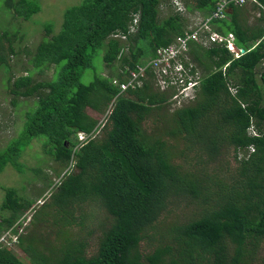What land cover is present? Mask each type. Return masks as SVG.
Here are the masks:
<instances>
[{
  "label": "trees",
  "instance_id": "obj_1",
  "mask_svg": "<svg viewBox=\"0 0 264 264\" xmlns=\"http://www.w3.org/2000/svg\"><path fill=\"white\" fill-rule=\"evenodd\" d=\"M179 1L185 13L169 0H81L63 11L56 33L50 24L42 25L32 50L21 47L23 34L0 32V71L8 75L5 88L14 96L12 103L17 97L34 98L23 130L0 149V172L6 165L21 172L19 158L34 139L52 161L67 167L52 188L60 208L42 223L53 229L52 239L40 238L33 250L22 244L24 232L13 242L27 263L10 250L9 237L32 200L13 187H1L0 235L10 234L0 241V264L255 260L264 241V0L248 4L256 14L251 24L243 6L231 0L210 19L213 31L232 36L235 47L244 50L238 58L224 45L188 41L191 72L200 77L193 95L177 101L171 86L157 85L149 62L159 47L188 30V14L210 15L219 0ZM4 6L12 19L22 20L40 9L35 0H5ZM98 55L102 62L96 68ZM19 56L26 59L24 74L13 78L10 63ZM143 66L140 84L126 89L113 84L127 83ZM53 67L58 71L52 80H37ZM90 69L93 79L84 84L81 79ZM251 126L258 133L248 134ZM79 131L86 136L83 141ZM225 146L253 150L238 153L237 165L227 167L219 161ZM177 159L192 162L184 167ZM30 171L41 172L39 167ZM84 202L92 206L87 218L92 215L99 228L90 255L81 233L85 217L74 215ZM182 206L189 212H180ZM53 241L58 244L49 245Z\"/></svg>",
  "mask_w": 264,
  "mask_h": 264
},
{
  "label": "rangeland",
  "instance_id": "obj_2",
  "mask_svg": "<svg viewBox=\"0 0 264 264\" xmlns=\"http://www.w3.org/2000/svg\"><path fill=\"white\" fill-rule=\"evenodd\" d=\"M35 1L40 8L39 11L35 14H32L29 17V20H22L21 17L12 19L10 12H8L6 7L4 6L5 0H0V32L4 31L8 32L9 34L17 32L18 35L23 34L24 43L21 47H23V45H29V48L31 50L33 49V45L39 39V36H41L42 34V25L50 24L51 27H53V33H56L60 26L63 11L69 7L76 6L81 2V0ZM162 9L164 8H161V10ZM242 11L243 14L246 15V18L248 22H250V24L254 22L256 17L254 15L256 14L255 12H253V10H251V5L246 4L245 6H243ZM164 14L165 11L162 10L160 11L159 16H163ZM192 14L193 15L188 14L186 29L193 27V24L197 22V20L191 18L201 15L196 13ZM101 62L102 57L101 55H98L94 61L95 67H101ZM10 64L12 68L13 78L24 74L23 69L26 66V59L24 58V56H19L15 59H12ZM102 68V73L106 75L107 69L104 66H102ZM57 71L58 70L56 69V67H53L51 71L47 72L45 76L37 77V80H52ZM93 75V70H86L81 79L82 83H90L93 79ZM7 77V74H5L3 71H0V149L4 148L10 139L15 138L17 134L23 130L25 113L34 106V98L29 97H17V104L15 105L12 103L14 96L10 94L9 89L5 88ZM231 92L234 93L235 90L231 88ZM94 116L98 115L94 114ZM256 133H258L257 130L253 126H251L248 130V134L255 135ZM36 140L37 139H34L31 142V144L24 150L21 157L19 158L21 164L24 165L21 167V172L16 171L10 165H6L0 172V203L3 198V191L1 189L2 186L13 187L20 194L28 197V200H32L30 209H28L23 215L20 216V224L15 225V231L17 234L16 236L24 232L22 234L21 242L24 246H26V249L32 250L33 248H35V244L40 240V238H47L50 241L53 237L51 233L53 229L49 227L48 223L43 225L42 223L47 218H54L55 214H57L56 209L60 208L56 205L57 198L55 196H52V194L56 193V191L52 188H54V185L59 180L61 174L67 169L66 166L58 165L57 163L52 161L49 156L44 154L41 143ZM252 150V148H248L245 152L249 153L252 152ZM245 152H241L240 150L236 152L233 147L225 146L219 161H222V163L224 165H227V167H234L237 165L235 156H237L238 153H240V156H242ZM177 161L184 163V167H189L192 162L189 161V159H186L184 162L182 161V159H177ZM35 167H39L42 172H40L41 174L38 173V176L34 175L30 171V168ZM41 177H44V179H42ZM49 181L50 184L46 185V183ZM189 209L190 207L182 206L180 207V212H189ZM91 210L92 206L89 202H84L82 205L77 206L74 210V215L78 216L79 214H81L85 217L84 224L86 225V228L84 227L81 230V233L83 235V241L86 243V255H90L94 251L96 240L95 238L99 234L97 233L99 228L96 227L95 224H92L91 220H93V216L91 215L90 220L87 218ZM178 210L179 208L176 209L175 212H178ZM4 214H6V212H4ZM60 229L61 228H58L57 232H59ZM78 229V226H73L72 231H78ZM88 230L91 231L90 234H87ZM9 240L12 243V245L9 246L10 250L16 257L22 259L27 263L29 261L27 259V256L16 244H13V242L18 243L17 237L10 236ZM57 244V242L53 241V243H50L49 245L52 246ZM144 244V242H141L142 247ZM261 258H264V241H260V243L258 244L255 251V260H252L251 264H258L259 259Z\"/></svg>",
  "mask_w": 264,
  "mask_h": 264
},
{
  "label": "built area",
  "instance_id": "obj_3",
  "mask_svg": "<svg viewBox=\"0 0 264 264\" xmlns=\"http://www.w3.org/2000/svg\"><path fill=\"white\" fill-rule=\"evenodd\" d=\"M175 3L176 10L184 12V7L179 0H169ZM232 4L237 7L245 6L246 4H252L255 0H231ZM225 0H219L216 3V9L210 15L207 16H196L191 19L197 20L193 27L189 28L182 36H177L174 42L167 47H159L156 50L155 57L149 62L153 69L157 72L156 83L161 89H172L175 90L172 94V98L177 101L183 100L193 95L194 87L198 83L200 73L191 72V66L194 63L189 60L186 55L188 50L187 43L191 39L202 43L204 46H208L214 43L224 45L235 58H238L241 54V50L236 48L233 44L234 39L230 35H220L213 31L210 27V19L219 17V12L223 10ZM114 36H119L115 34ZM123 38V36H119ZM183 61L189 65L184 66ZM145 66L140 67L138 71L131 72V79L127 83H119L113 80V84L118 85L121 89L127 87H134L135 83L140 84L141 80L138 81L139 75L143 74ZM192 89V90H187ZM79 141H83L86 136L82 132H78ZM10 232L6 230L0 235V241L6 242ZM16 237L15 235H10Z\"/></svg>",
  "mask_w": 264,
  "mask_h": 264
},
{
  "label": "water",
  "instance_id": "obj_4",
  "mask_svg": "<svg viewBox=\"0 0 264 264\" xmlns=\"http://www.w3.org/2000/svg\"><path fill=\"white\" fill-rule=\"evenodd\" d=\"M241 53H244V50L241 49ZM80 132V131H79Z\"/></svg>",
  "mask_w": 264,
  "mask_h": 264
}]
</instances>
